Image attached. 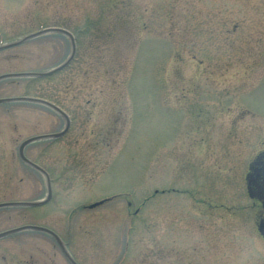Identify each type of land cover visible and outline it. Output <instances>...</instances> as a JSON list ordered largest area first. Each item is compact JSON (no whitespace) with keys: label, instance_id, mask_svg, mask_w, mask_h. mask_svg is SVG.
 Segmentation results:
<instances>
[{"label":"rangeland","instance_id":"obj_1","mask_svg":"<svg viewBox=\"0 0 264 264\" xmlns=\"http://www.w3.org/2000/svg\"><path fill=\"white\" fill-rule=\"evenodd\" d=\"M46 29L70 65L0 80V232L38 226L78 264H264L244 176L264 148V0H0V47ZM72 54L48 32L0 51V76ZM101 205L91 208L93 204ZM0 264H70L42 232ZM47 253V257L43 256ZM5 257L6 259H2Z\"/></svg>","mask_w":264,"mask_h":264},{"label":"water","instance_id":"obj_2","mask_svg":"<svg viewBox=\"0 0 264 264\" xmlns=\"http://www.w3.org/2000/svg\"><path fill=\"white\" fill-rule=\"evenodd\" d=\"M48 32H57V33H61V34H65L67 35L70 39H71V43H72V54L70 56V58L61 66L49 71V72H45V73H23V74H6V75H3V76H0V80H4V79H8V78H14V77H35V78H46V77H49V76H52L58 72H61L62 70H64L65 68H67L70 63L72 62V60L74 59V56H75V52H76V44H75V38L74 36L66 31V30H63V29H47V30H44V31H41V32H38V33H35L33 35H30L28 37H26L25 39L19 41V42H16V43H13V44H9V45H6V46H2L0 47V51L1 50H4V49H8V48H12V47H15V46H18V45H21L23 44L24 42L32 39V38H35L41 34H44V33H48ZM21 99H0V104H3V103H8V102H16V101H20ZM22 100L24 101H27V102H36V103H43V104H46L48 106H51L52 108H54L58 113H60L66 120V127L65 129L62 131V132H59V133H56V134H52V135H46V136H40V137H35V138H31V139H28L26 141H24L21 146H20V149H19V155L21 157V159L23 161H25L26 163H28L29 165H31L32 167H34L36 170H39L41 171L47 178V183H48V194H47V198L46 200L42 201V202H29V203H24V202H18V203H8V204H2L0 205V208L1 207H30V208H35V207H40V206H43V205H46L50 202L51 198H52V191H51V185H50V182H49V178H48V175L46 172H44L41 168H39L37 165L31 163L30 161H28L25 156H24V150L25 148L32 144L33 142H36V141H39V140H44V139H59L61 137H64L69 129H70V119L69 117L62 111L60 110L59 108H57L56 106H54L53 104H50L49 102L47 101H44V100H40V99H34V98H22ZM103 202L101 203H96V204H93L91 206V208H94V207H97L99 205H101ZM25 230H31V231H36V232H43V233H47L49 235H51L55 240L56 242L60 245L62 251L64 252V254L66 255V257L70 260V262L72 264H76L71 258L70 256L68 255L67 251L65 250V247L63 246V244L61 243V241L59 240V238L53 233L51 232L50 230L46 229V228H42V227H38V226H24V227H20V228H16L14 230H11L9 232H7L6 234H12V233H17V232H20V231H25Z\"/></svg>","mask_w":264,"mask_h":264},{"label":"flooded vegetation","instance_id":"obj_3","mask_svg":"<svg viewBox=\"0 0 264 264\" xmlns=\"http://www.w3.org/2000/svg\"><path fill=\"white\" fill-rule=\"evenodd\" d=\"M37 142H41V141H37ZM18 155H19V153H18ZM19 158H20V156H19ZM20 160L24 164H26V166H29V164L26 163L25 161H23L21 158H20ZM29 167L32 168L31 166H29ZM32 169L42 175L41 171L36 170L34 168H32ZM244 181H245L246 191H247L248 197H249L250 201H252L253 206L256 209H258L257 210L258 213L255 214V218H254V225H255L256 233L262 240H264V148H261V150H259V152L255 155V157L253 159L249 160L248 165H247V170H246V173L244 176ZM2 204H8V203L7 202L0 203V205H2ZM7 208H10V207H1L0 211L6 210ZM7 232L8 231L0 232V250L5 249L4 251H6L9 249L8 245H6L4 243L9 242L7 239L14 236V234H6ZM53 233H55V232H53ZM44 235L46 237H48L49 239H51L56 244V247L58 249H60L59 244L55 241V239L51 235H49V234H44ZM66 248L68 250L67 246H66ZM68 252H69V250H68ZM47 255H48L47 253H43V256L45 258L47 257ZM63 256L65 259H67V257L65 255H63ZM51 257H52L51 260H50L49 256L47 257L46 263L55 264L54 255L52 254ZM2 259L5 260L6 258L5 257L3 258V256H2Z\"/></svg>","mask_w":264,"mask_h":264}]
</instances>
